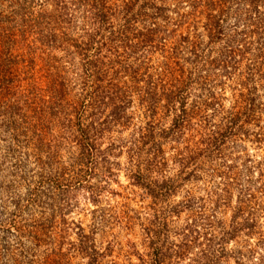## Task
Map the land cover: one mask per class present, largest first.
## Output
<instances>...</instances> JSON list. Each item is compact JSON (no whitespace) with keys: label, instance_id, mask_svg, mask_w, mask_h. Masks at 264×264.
Segmentation results:
<instances>
[{"label":"rangeland","instance_id":"rangeland-1","mask_svg":"<svg viewBox=\"0 0 264 264\" xmlns=\"http://www.w3.org/2000/svg\"><path fill=\"white\" fill-rule=\"evenodd\" d=\"M211 2L219 5L164 0V15L179 23L166 50L178 45V56L165 67L158 50L135 75L119 70L118 60L91 88L98 91L95 108L82 107L79 44L57 43L48 32L25 42L17 15L0 26V37H17L0 39V78L38 84L32 92L15 88L9 98H28L45 119L41 144L13 155L0 141V243L9 249L0 244V264H149L154 247L170 256L165 264H264V137L256 141L264 131V46L244 39L233 16L219 6L210 10ZM34 4L52 20L59 15L44 0ZM4 5L0 10L8 11ZM66 28L72 39L80 35ZM185 38L205 46L197 66L189 64ZM178 89L185 113L174 126L178 105L171 95ZM246 99H253L256 115L235 133L228 118L245 111ZM242 201L244 218L256 222L252 231L236 215ZM206 219L216 223L213 231L203 236L195 228L191 235L188 228ZM222 227L231 235L223 243ZM183 246L189 249L175 259L171 253Z\"/></svg>","mask_w":264,"mask_h":264},{"label":"trees","instance_id":"trees-1","mask_svg":"<svg viewBox=\"0 0 264 264\" xmlns=\"http://www.w3.org/2000/svg\"><path fill=\"white\" fill-rule=\"evenodd\" d=\"M4 1L7 4L4 5L2 1L0 6L4 5L5 8H8V11L5 9L0 10V26L5 22L7 25L13 22L16 15L21 16L22 20H20V23L18 22V27L20 30V37H22L25 42L29 41L28 38L30 35L32 39H34L33 36L47 38L48 36L46 35L41 36V33L48 32L51 33V38H48L52 41L56 40L57 43L66 44L69 42L68 40L71 39V42L81 46L83 57L82 90L85 91L82 107L91 106L90 108H95L94 106L97 107V104H100L97 97L98 91L91 92V88L95 81H97L98 84L103 83V75L112 73L113 65H116L118 60L121 68L119 70L122 72L124 70V72L135 75L136 72H139L138 67H140V65L145 66L142 60L149 59L148 56L154 53L157 55L158 50L164 54L163 56L161 55V57H163V64L165 67L167 60H171L173 56H178L179 54L178 45L174 48H170V52L166 50L168 41L173 38L170 32L177 33L179 23L177 22L174 26V24L171 23V19L164 15V11H166L162 8V2L164 0H44L45 4L47 3L48 6L53 5L55 6V10H58L57 13L59 15L54 20L51 19L48 12L43 9L41 12L39 10L40 8L37 9L34 0ZM208 7L210 10H215L217 7V9H224L225 14H229V16H233L234 18L232 26L235 27V29L241 27L244 39L249 35L251 38L254 37L253 41L256 44L264 46V0H219V5L218 3L214 4L211 2ZM47 15H49V18ZM219 23L220 19L215 22V26H219ZM68 25L80 32V35H78L76 39H72L71 36L66 33V30H68L66 26ZM168 25L171 27L173 26V31L168 29ZM211 29L212 25L210 24V31L208 32L210 43L215 39V35L211 34ZM57 30H59V35L54 33ZM218 31H220V28ZM9 34L10 35H7V37L5 36L7 38L5 41L15 39L16 36L14 33L13 35H11V33ZM5 37L2 36L0 39H4ZM185 39L186 40H182V42L185 41L184 44L188 48L189 64H191L192 67L197 66L201 62V59L207 56L203 52L205 51V46H203L202 41H195V39L189 41L187 38ZM35 46L36 45H30L29 47L36 50L37 47ZM89 52H93V54L90 55ZM104 52L108 55L117 56V59H110L107 55H104ZM188 60H186L187 63ZM133 67H135V69ZM63 70L66 69L63 68ZM144 71L146 73V70ZM191 74L190 71L189 76H191ZM7 75L8 74L0 78V141L3 139V141L8 144L7 151L14 155L23 149L25 150L26 146L30 145L33 141L41 144L45 138V134H43L45 130L42 129L43 125H41V119H45L41 114V117H38L36 109L34 107L32 108V105L27 102L28 98L27 100L26 98L25 100H21L22 97H24L22 96L14 101L9 98L11 97L9 95L10 92L15 88L22 87V91L27 90L32 92L38 88V84L30 79L26 80L24 83V79L18 80ZM260 75L261 80H264V74L262 73ZM178 84L181 85L180 80H178ZM183 85H190V83H183ZM257 85L258 84L252 86L255 89L254 91L257 90ZM171 94H173V92H171ZM171 97L175 98L172 103L178 105L174 110L175 114H177L174 126H177L184 120L182 115L185 113L184 105L186 100L183 91L180 89H178L177 94L171 95ZM246 100L249 106L245 111L236 114L231 119L228 118L231 126L227 128L230 130L235 129V133L243 131L244 125L248 124L251 120V115H256L255 107L252 103L253 99ZM248 100H250V102ZM121 106L119 110L124 109L123 105ZM45 107H47V105ZM47 109H49V107ZM33 110L34 113H31ZM42 114L44 117L45 115L46 117L49 115L48 112H43ZM263 132L261 133V138L258 137L259 139L256 140L257 142L262 141L264 137ZM227 136V131H225L224 136L219 135L220 141L223 142L224 138H227ZM23 156H25V154H23ZM262 203H264V201H262ZM241 206H244V201L239 203L236 215H241V218L243 217L244 219V228L252 231L256 222L253 224L252 219L244 218L245 210ZM249 214L252 215L250 211ZM206 220L207 223L202 224L200 221H197L194 223L193 227H189L188 230L191 231V235L198 234L195 228H197L198 231L203 230L202 235L205 234L204 232L208 231V233H211L216 223H214L212 219ZM162 226L166 227V224L164 223ZM221 231L223 232L221 243L227 242V239L231 237L230 231L225 232L223 227ZM235 231L236 230H234V232ZM8 233L9 232L6 231V234ZM248 235H251V233H248ZM199 236L201 235H197V237H185H191V239L194 238L196 240ZM1 241L2 243L0 244L5 247L4 250H2L6 251L8 247L6 248L7 245L3 243V239ZM156 245V243H152V246ZM211 247L212 245H209V249ZM182 248H178V251L176 250L171 253L175 259L184 256V251L187 252L189 249L187 246H183ZM253 254L254 251H252V255ZM152 255L153 260L149 264H165L170 257L163 255L162 248L158 247H154ZM211 256L212 259H217L219 257L214 255ZM29 264H31L30 261ZM95 264H98V262Z\"/></svg>","mask_w":264,"mask_h":264}]
</instances>
